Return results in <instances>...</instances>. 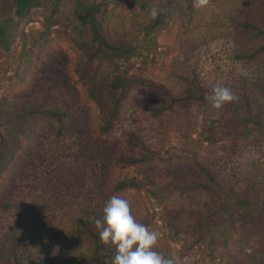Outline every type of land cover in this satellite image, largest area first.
I'll return each mask as SVG.
<instances>
[{
	"label": "rangeland",
	"instance_id": "rangeland-1",
	"mask_svg": "<svg viewBox=\"0 0 264 264\" xmlns=\"http://www.w3.org/2000/svg\"><path fill=\"white\" fill-rule=\"evenodd\" d=\"M24 17L15 0H0V18L13 17V42L0 48V102L38 96L65 105L62 121L41 120L21 137V147L0 175V241L8 234L33 239L24 264H75L91 247L77 232L79 216L102 219L114 195L130 202L131 214L160 236L156 250L175 264H264V214L245 209L230 213L231 223L215 231H198L196 217L216 201L208 192L178 191L175 186L202 179L206 168L221 184L264 202V61L235 58V19L251 0H178L162 28L146 33L150 11L160 0L103 1V26L111 39L135 46L133 54L99 64L88 61V27L81 23L76 0H38ZM240 40V39H239ZM264 39L247 40L257 49ZM85 73H130L163 83L180 93L191 80L200 87L224 85L238 99L231 108L190 102L154 115L151 106L166 98L149 89H131L107 136L99 133L101 116L88 96ZM261 122L247 125L246 113ZM228 121L227 134L222 124ZM212 124L216 140L206 139ZM241 132V133H240ZM135 133L156 153L137 165L100 168L88 146L103 140L114 151ZM101 143V142H100ZM133 147V148H132ZM125 176L143 183L139 189L110 193L106 185ZM151 190L156 193L152 194ZM108 195V196H107ZM1 264V262H0Z\"/></svg>",
	"mask_w": 264,
	"mask_h": 264
},
{
	"label": "trees",
	"instance_id": "trees-1",
	"mask_svg": "<svg viewBox=\"0 0 264 264\" xmlns=\"http://www.w3.org/2000/svg\"><path fill=\"white\" fill-rule=\"evenodd\" d=\"M174 1L160 0L158 5V16L150 23L143 26L146 33L162 28L163 18L172 14ZM192 1V0H188ZM39 3L38 0H15V15L18 18L24 17L26 13ZM251 7L242 10L235 19L234 29L236 32V52L235 58L247 62L264 61V43L257 49L251 50L243 46L245 39H264V0H251ZM103 1L76 0L75 8L79 12L81 23L88 27L89 42L82 43L81 46L87 48L88 61L96 59L98 67L100 63L113 62L118 58L127 57L135 51V46L120 39H111L103 26L102 14ZM15 20L13 17L0 18V48L8 50L13 42V27ZM80 67V76L87 82L88 96L96 104L100 116L101 124L99 133L107 136L112 131L115 121L118 118L119 110L123 100L131 89H149L164 96L166 102H161L151 106V112L158 115L165 110L177 105H185L190 102H201L209 104L205 97L211 94L210 88H202L194 84L191 80L186 81V87L180 93H174L163 83L148 80L130 73H113L99 75L96 67L94 73L87 74ZM210 105V104H209ZM225 110L231 108L228 103L223 107ZM68 115V107L65 105L44 102L41 97L34 96L20 101L0 102V175L6 162L13 157L15 150L21 147V137L31 132V126L41 120L62 121ZM248 123L251 126H261L257 117L246 113L244 121L241 122L242 130H247ZM222 126L223 132L230 134L231 128L228 121ZM213 125L210 124L206 130V139L214 142L216 137L213 132ZM240 132V133H241ZM91 141L88 149L92 153L97 165L107 170L110 166L121 167L145 163L156 157L152 151L135 133L127 134L128 144L136 149L138 153L132 152L134 149L124 147L123 151L117 152L111 146L103 143L102 139ZM132 147V148H133ZM202 179H190L178 183L175 188L178 191L201 190L210 193L215 198L216 203L209 206L204 213L199 214L193 227L198 231H215L224 227L226 223H231L230 213L234 209H245L258 214H264V202L251 194H241L227 185L221 184L206 169H202ZM142 181L135 177L125 176L116 181L107 182L106 188L109 192L115 193L126 189L141 188ZM152 194L156 196L153 190ZM108 196V195H107ZM4 201L0 195V208L4 206ZM97 217L79 216L76 220L77 232L88 239L91 243L89 251H81L75 259V264H112L116 254V245L111 242L105 244L100 239V231L96 227ZM33 239L19 234H8L0 241V262L1 264H24V260L29 258L28 248Z\"/></svg>",
	"mask_w": 264,
	"mask_h": 264
},
{
	"label": "clouds",
	"instance_id": "clouds-1",
	"mask_svg": "<svg viewBox=\"0 0 264 264\" xmlns=\"http://www.w3.org/2000/svg\"><path fill=\"white\" fill-rule=\"evenodd\" d=\"M158 14L157 8L151 9L153 19ZM205 99L213 109L220 110L238 97L231 88L215 85ZM95 224L102 229L99 234L101 241L116 245L112 264H175L174 258H168L156 250L160 234L136 221L127 199L112 196L103 208L102 219H97Z\"/></svg>",
	"mask_w": 264,
	"mask_h": 264
}]
</instances>
